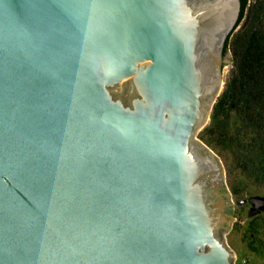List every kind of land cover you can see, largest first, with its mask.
Masks as SVG:
<instances>
[{
    "label": "water",
    "instance_id": "water-1",
    "mask_svg": "<svg viewBox=\"0 0 264 264\" xmlns=\"http://www.w3.org/2000/svg\"><path fill=\"white\" fill-rule=\"evenodd\" d=\"M240 12L0 0V264H236L226 169L197 135Z\"/></svg>",
    "mask_w": 264,
    "mask_h": 264
},
{
    "label": "trees",
    "instance_id": "trees-1",
    "mask_svg": "<svg viewBox=\"0 0 264 264\" xmlns=\"http://www.w3.org/2000/svg\"><path fill=\"white\" fill-rule=\"evenodd\" d=\"M228 51L233 66L199 137L222 158H232L246 177L264 184V0H241L238 22L225 43ZM232 191L240 193L234 185ZM245 240L264 260V209L248 220Z\"/></svg>",
    "mask_w": 264,
    "mask_h": 264
},
{
    "label": "rangeland",
    "instance_id": "rangeland-1",
    "mask_svg": "<svg viewBox=\"0 0 264 264\" xmlns=\"http://www.w3.org/2000/svg\"><path fill=\"white\" fill-rule=\"evenodd\" d=\"M240 26V25H239ZM239 28V27H238ZM227 54H232L228 51ZM233 66V55L228 62L225 63L223 67L224 73V85L226 79L230 73V69ZM222 89V90H223ZM203 129V128H202ZM201 129V130H202ZM200 130V131H201ZM199 131V132H200ZM198 139L202 140L197 135ZM203 141V140H202ZM204 142V141H203ZM221 160L226 169V180L230 191L232 192L231 198L233 199V221L231 224V229L224 234L225 239L229 246L235 251L236 264H263L264 260L256 257L252 252L249 251L247 247V242L245 240V227L248 220L252 217L255 211L250 203L240 204L239 200L242 198H247L251 195H262L264 196V184H259L252 179L246 177L241 168L232 160V158H222ZM235 186L239 190V195H236L232 191V186Z\"/></svg>",
    "mask_w": 264,
    "mask_h": 264
},
{
    "label": "flooded vegetation",
    "instance_id": "flooded-vegetation-1",
    "mask_svg": "<svg viewBox=\"0 0 264 264\" xmlns=\"http://www.w3.org/2000/svg\"><path fill=\"white\" fill-rule=\"evenodd\" d=\"M255 214V213H254Z\"/></svg>",
    "mask_w": 264,
    "mask_h": 264
}]
</instances>
